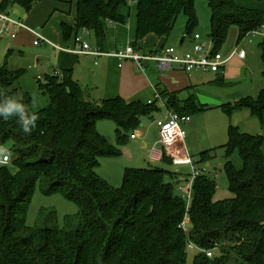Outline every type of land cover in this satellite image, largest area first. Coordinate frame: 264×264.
Wrapping results in <instances>:
<instances>
[{"label":"trees","instance_id":"trees-1","mask_svg":"<svg viewBox=\"0 0 264 264\" xmlns=\"http://www.w3.org/2000/svg\"><path fill=\"white\" fill-rule=\"evenodd\" d=\"M38 1H3L0 10L18 6L30 12ZM195 1L138 0L135 45L150 35L169 39L182 14L188 19L185 37L194 36L198 25ZM206 1L212 12L210 37L215 52L225 45L231 28L239 29L242 41L264 25V12L242 8L238 0ZM130 2L79 0L76 30L93 32L98 48L108 50L104 24L124 25L119 10ZM63 31L68 39L69 27L63 26ZM262 62L264 66V46ZM25 74L10 70L7 62L0 64V92L18 98L26 109L31 99L19 88ZM38 89L48 98V105L35 112L38 119L31 134L23 132L16 117H0V142L11 143L15 156L11 166L0 168V264H187L190 242L203 251L193 264H234L231 253L239 264H264L263 135L245 134L231 125L225 149L229 157L238 151L243 162L241 170L231 162L225 166L234 197L215 203L216 181L202 175L194 180L188 210L177 190L183 185L180 173L126 169L121 188L97 174L102 158L121 157L130 133L143 119L160 112L157 102L128 103L122 98L93 102L70 71L47 76L38 82ZM158 94L171 112L183 116L207 109L195 96L182 101L177 94L160 89ZM242 110L263 121L264 89L257 100L245 98L226 109L230 115ZM99 120L115 123L117 146L98 131ZM211 158L203 154L205 162ZM164 161L172 164L168 158ZM38 183L45 195L62 192L77 202L79 215L67 220L64 230L27 226ZM187 219L189 232L184 229ZM225 243L230 248L216 255L214 251ZM205 251H213L214 257Z\"/></svg>","mask_w":264,"mask_h":264},{"label":"rangeland","instance_id":"rangeland-1","mask_svg":"<svg viewBox=\"0 0 264 264\" xmlns=\"http://www.w3.org/2000/svg\"><path fill=\"white\" fill-rule=\"evenodd\" d=\"M43 1L45 0H39L36 5ZM137 1L131 0L130 2V17H136ZM243 2L246 3L243 5ZM239 3L240 7L246 5L247 8L264 12V1L239 0ZM195 8L198 25L193 34L200 35L201 43H207L214 49L215 45L210 37L211 9L206 0H196ZM125 12L127 14L126 17H129V7L126 8ZM187 22V16L182 14L169 38L168 47H180ZM32 29L41 35H47V33L55 34L60 29V17L55 15L49 18V22L46 25L39 23ZM263 34L261 30L256 36H250L241 41L239 29L237 27L231 28L225 45L219 49V53L224 58L229 59L228 65L223 72L206 74L209 78H212L211 81L213 82L206 87L207 93L215 96L221 103L219 105L209 103L206 110L191 115V122L184 127L187 135L185 146L195 163V169L216 181L217 188L213 197L215 203L231 200L234 197L225 174L227 163L231 162L236 170L243 168L240 153L235 151L229 157L225 149L229 142V127L232 125L238 127L243 133L249 132L247 134L250 135H252L251 133H257L256 135L261 134L264 137V119L260 121L252 117L248 110L234 112L231 115L226 111V109L234 106L242 99L251 98L257 100L264 89ZM34 41L33 36L27 35L23 39L21 50L14 49L10 56H7L5 52V45H0V64L4 65L7 62L11 70L26 72V75L20 81L19 88L22 95H26L31 99V103L26 107L29 113L38 112L48 105V98L38 89L37 82L38 77L44 76L50 70L49 62H47L48 52L46 47H35ZM86 42L95 50V38L92 33L88 35ZM241 51H245V59L239 58L237 53ZM161 110L160 113L155 114L152 118L143 119L141 126L130 133V135L134 132L141 133L137 141L121 147V150L124 148L128 149L130 155L119 158L104 157L100 160L101 164L97 170L100 178L106 180L114 188H121L124 183L126 169L162 168L172 173L180 172L182 184L187 185L188 181L186 182V180L192 174L190 167L149 163L150 152L158 147L155 122L163 117L165 109L161 108ZM143 126L146 128L145 130L142 129ZM97 129L112 145H118L116 125L113 121L99 120ZM144 142L148 144L147 148L143 147ZM3 148L9 151L13 163L15 156L11 152L12 144H0V161L3 157ZM204 153H208L212 157L208 161L209 167L205 166L207 162L203 159ZM12 163L7 166H11ZM3 166L0 163V168ZM168 180L169 182L172 181ZM173 183L175 182L173 181ZM77 215H79V207L76 201L67 199L62 192L45 195L42 183H38L31 197L27 226L30 229H36L39 226L47 228L57 226L64 230L67 220ZM230 245L229 243L220 244L214 251L215 254L218 255L224 249L228 250ZM199 252L198 250L188 251L187 264H193ZM231 257L232 260H235L233 261L234 264H239L234 253H231Z\"/></svg>","mask_w":264,"mask_h":264},{"label":"crops","instance_id":"crops-1","mask_svg":"<svg viewBox=\"0 0 264 264\" xmlns=\"http://www.w3.org/2000/svg\"><path fill=\"white\" fill-rule=\"evenodd\" d=\"M3 1L11 0H1L0 6ZM78 1L79 0H73L71 2L65 0H45L35 5L30 12H26L22 8L15 6L18 17L23 19L26 25L31 29L39 23L46 25L49 22V18L55 15L60 17V29L57 30L55 34L47 33V35H42L58 48L48 44L40 45L41 47L47 48V62H49L48 65L50 70L44 76L38 77L37 82H44L47 76H55L64 71H70L74 81L82 87L87 99L96 103L117 98H122L128 103L141 102L143 104H150L157 102L160 112L162 111L161 108L165 109L163 117L159 120H163L168 113L171 112L166 107L163 100H157L156 96L158 95L159 89L168 94H177L182 101H186L191 96H195L198 103L206 108L209 103L218 105L221 103L219 99L206 91V87L213 83L211 81L212 78L206 75L209 73L195 72L187 74L179 70L163 71L153 62H143L142 65L139 66L133 61L121 62L115 57L77 55L72 52L60 50L63 48L73 49L75 47L76 37L82 35V31L78 33L76 30ZM245 3L246 2H243V5ZM238 5H240L239 0ZM127 7H129V17H126L127 14L125 10ZM241 7L250 9L247 8L246 5ZM130 10V4L129 6L121 7L119 10L120 15L126 20L124 25L115 24L113 22H106L104 24L106 36L108 38V50H100L94 33L88 31V35H90V33L94 35L95 50H100L103 53H115L124 50L129 43H132L139 53L148 54L168 47L167 43L169 39L159 38L156 35H150L144 41L135 45L137 8L136 17H130ZM63 26H67L70 29V37L68 39L65 37ZM27 35L33 36L36 40V37L32 33L23 30L18 33V37L15 41L0 42V45H5L7 56H10L14 52V49L21 50V47H23V39ZM88 35L84 37L85 41ZM192 38L193 36L185 37L184 34L179 47L182 52L191 51L193 45ZM248 112L250 111L248 110ZM142 129L145 130V126H143ZM156 129L157 143V126ZM247 133L249 132L245 134ZM140 134L141 133L137 132V139L135 140L131 139V134L128 144L137 141ZM251 134L256 135L257 133ZM143 147L147 148L148 144L144 142ZM181 148L191 157L189 150L185 146V142L181 145ZM128 155H130V151L124 148L122 150V156ZM149 163L155 165L168 164L165 161L153 163L150 159ZM205 166L209 167L210 165L207 162ZM188 180L190 181V177Z\"/></svg>","mask_w":264,"mask_h":264},{"label":"built area","instance_id":"built-area-1","mask_svg":"<svg viewBox=\"0 0 264 264\" xmlns=\"http://www.w3.org/2000/svg\"><path fill=\"white\" fill-rule=\"evenodd\" d=\"M23 30L32 33L36 37L34 42L35 46L48 44L52 47H56L37 31L29 28L23 19L18 17L14 6L5 11L0 10V42L15 41L18 37V33ZM261 30L264 33V25L258 30L250 33L248 37L256 36ZM87 35L88 30L84 29L82 31V35L76 37L75 47L73 49L63 48L60 50L72 52L77 55L115 57L121 62L133 61L139 66H141L143 62H153L163 71L179 70L187 74L195 72L220 73L225 70L229 63V59L224 58L219 52H215V49H212L207 43H201L202 39L200 35L193 36L191 51L182 52L179 48L164 47L158 51L148 54L139 53L132 43H129L124 50L115 53H103L100 50H93L84 40V37ZM237 54L240 59L246 58L245 51H241ZM156 98L158 101L161 100L159 94ZM190 122L191 118L189 116H183L175 112H169L163 120L156 121V126L158 128V147L154 148L149 154V159L153 163L163 162L165 158H168L174 166L190 167L192 169L189 183L187 185H179L177 189L179 196L186 201L188 210L192 201V188L194 180L197 177L204 175L202 172L195 169L193 159L181 148V145L184 144L187 136L184 127ZM131 139H137V132H134L131 135ZM0 163L2 165L12 163L9 151L5 148H3V157ZM189 223L190 220L187 219L184 225L186 232H189L190 230L188 226ZM188 248L189 250H198L203 252L192 242L189 243ZM205 253L209 258L214 257L213 251H205Z\"/></svg>","mask_w":264,"mask_h":264},{"label":"clouds","instance_id":"clouds-1","mask_svg":"<svg viewBox=\"0 0 264 264\" xmlns=\"http://www.w3.org/2000/svg\"><path fill=\"white\" fill-rule=\"evenodd\" d=\"M0 117L8 120L11 117L17 118V123L26 134H31L32 129L36 127L37 115L35 112L29 114L25 106L14 96H7L0 92Z\"/></svg>","mask_w":264,"mask_h":264}]
</instances>
